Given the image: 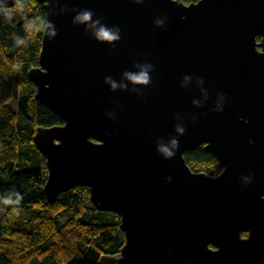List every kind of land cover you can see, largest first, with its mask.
Masks as SVG:
<instances>
[{
  "label": "water",
  "instance_id": "water-1",
  "mask_svg": "<svg viewBox=\"0 0 264 264\" xmlns=\"http://www.w3.org/2000/svg\"><path fill=\"white\" fill-rule=\"evenodd\" d=\"M37 2L45 28L27 77L63 122L35 130L43 191L54 205L87 188L97 211L119 217L123 246L98 264H264V0ZM84 10L100 22L76 21ZM102 26L119 41L99 40ZM136 64L153 66L146 87L124 76ZM173 137L166 159L157 146ZM201 146L219 176L187 166Z\"/></svg>",
  "mask_w": 264,
  "mask_h": 264
},
{
  "label": "trees",
  "instance_id": "trees-1",
  "mask_svg": "<svg viewBox=\"0 0 264 264\" xmlns=\"http://www.w3.org/2000/svg\"><path fill=\"white\" fill-rule=\"evenodd\" d=\"M15 1L14 8L0 10V199L15 201V193L23 199L10 204L0 219V264H98L123 246L120 219L97 211L87 188L72 189L54 205L44 195L46 163L33 137L37 128L63 122L36 99L27 77L39 65L44 6L37 0ZM181 1L189 5L199 0ZM17 37L26 44L18 45ZM184 159L194 173L217 177L222 172L204 146L185 153Z\"/></svg>",
  "mask_w": 264,
  "mask_h": 264
},
{
  "label": "clouds",
  "instance_id": "clouds-1",
  "mask_svg": "<svg viewBox=\"0 0 264 264\" xmlns=\"http://www.w3.org/2000/svg\"><path fill=\"white\" fill-rule=\"evenodd\" d=\"M137 2H140V0H137ZM75 19H76V21H78L80 23L88 24L89 27H94L95 24H98L100 22L99 20L92 21V12L89 10H84V11L80 12ZM155 24H156V26L163 25L164 20L158 19L155 21ZM46 27L47 28L52 27V25L47 24ZM47 35L55 36L56 32L53 31L51 33H47ZM96 37L99 40L105 41V42H117L120 39V30L118 28H108V27L102 26L96 32ZM16 43L18 45H24V44H26V41L21 39L20 37H17ZM19 66H20L19 64L16 65L17 68H19ZM134 66L139 67L142 70L139 71L138 73L126 71V72H124V76L133 85L144 86V87L148 86L151 83V77H150L149 73L153 70V66L151 64H136ZM105 79H106V81L111 82V87L113 89H115L117 87V84L114 81H111L110 77H106ZM122 87H126V85H122ZM136 88H138V87H134L133 90H135ZM139 88H141V87H139ZM175 132L180 134V135H183L185 132V129L183 126L177 125L175 127ZM170 145H171V147H166V146H163L162 144H159L157 146V152L163 153L166 159H170V158L174 157L175 152L179 147V142L175 137H173L170 141ZM15 195H16L15 201H13L9 198H5L4 203L18 205L19 202L23 199V197L19 193H15ZM13 211L18 212L16 208H13Z\"/></svg>",
  "mask_w": 264,
  "mask_h": 264
},
{
  "label": "rangeland",
  "instance_id": "rangeland-1",
  "mask_svg": "<svg viewBox=\"0 0 264 264\" xmlns=\"http://www.w3.org/2000/svg\"><path fill=\"white\" fill-rule=\"evenodd\" d=\"M8 106L12 109L15 110V103L14 102H10L8 103ZM5 199H0V219L3 217V215L7 212L9 205L10 204H6L4 203Z\"/></svg>",
  "mask_w": 264,
  "mask_h": 264
}]
</instances>
